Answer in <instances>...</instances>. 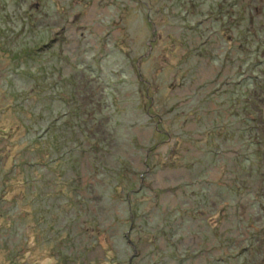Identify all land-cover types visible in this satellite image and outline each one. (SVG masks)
Here are the masks:
<instances>
[{"label": "rangeland", "instance_id": "obj_1", "mask_svg": "<svg viewBox=\"0 0 264 264\" xmlns=\"http://www.w3.org/2000/svg\"><path fill=\"white\" fill-rule=\"evenodd\" d=\"M263 177L264 0H0V264H264Z\"/></svg>", "mask_w": 264, "mask_h": 264}, {"label": "trees", "instance_id": "obj_2", "mask_svg": "<svg viewBox=\"0 0 264 264\" xmlns=\"http://www.w3.org/2000/svg\"><path fill=\"white\" fill-rule=\"evenodd\" d=\"M245 82H246V84H249L250 83V85H252L253 87L255 86V82H253V83H251V79H247V80H245ZM72 100V99H71ZM71 100L69 99H66V102L67 103H70L71 102ZM82 119H86V118H82ZM240 132L242 133V131L240 130ZM219 133V134H218ZM215 136L217 137V139H221L222 141H221V143L222 144H224V141H226V136H228V133L226 134V133H224V132H216V134H215ZM229 137V136H228ZM242 140V136L241 135H239V136H237V139H235V142L236 143H238V142H240ZM244 140V139H243ZM246 140V139H245ZM244 140V141H245ZM249 142V144L250 143H254V141H248ZM254 144H256V145H259V143L258 142H256L255 141V143ZM225 145H226V143H225ZM256 151V150H255ZM208 153H212V154H214V156L215 157H213V159H212V162H214L215 163V160L217 159V157H223V158H227V156L225 155V153L224 154H222V152L220 153L219 151H217V152H208ZM255 153H257V152H255ZM256 155L257 154H250L248 157H245V158H243V157H240L239 156V163H240V166H241V168H239V170L238 171H235V170H232L233 172H236L237 174H240L241 176H245V175H247L246 173L248 172V169H247V166L250 164L251 165V173L253 174V173H256V174H260V167L262 166V164H260V165H258V164H256L257 162H256ZM258 156V155H257ZM238 158V157H237ZM263 179H264V177H263ZM209 185H211L212 186V184H209ZM211 186H209V188L208 189H211V188H213V187H211ZM214 186H216L218 189L220 188V190H219V195L218 196H222L223 198H227V196H224L223 195V192H226V191H228V192H230V196H231V199H237V200H239L240 199V197L242 196V193H244V191L246 192V189L243 187L242 188V185H240V183H239V181L237 180V181H235V182H232V183H229V187H227L226 185H224L221 181L220 182H218V184L217 185H214ZM211 187V188H210ZM142 189H144V188H142ZM216 189V188H215ZM245 189V190H244ZM249 193V192H248ZM229 194V193H228ZM204 200L205 198L204 197H201L200 198V200ZM240 201V200H239ZM134 215H135V212L133 213ZM243 222L245 221V219H243L242 220ZM219 236V235H218ZM227 238H230V239H233L234 238V236H232V237H229V236H226ZM244 251V250H243ZM237 256H239V255H237V254H228V255H226L225 257H223V259L221 260V261H223L224 263H226V264H234V263H238V262H240V261H238L239 259H238V257Z\"/></svg>", "mask_w": 264, "mask_h": 264}]
</instances>
